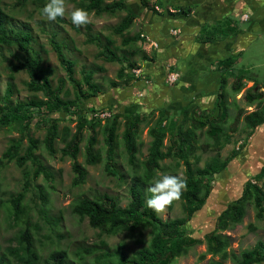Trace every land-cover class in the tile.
<instances>
[{"label": "rangeland", "instance_id": "rangeland-1", "mask_svg": "<svg viewBox=\"0 0 264 264\" xmlns=\"http://www.w3.org/2000/svg\"><path fill=\"white\" fill-rule=\"evenodd\" d=\"M1 1L2 9L7 14L8 27L29 31L33 38L31 46L39 52L42 58V66L54 69V73L50 77L52 86L58 85L59 78L65 79L63 93H61L63 99H74L75 91L72 83L67 79L65 71L59 65L55 51L50 46L51 35H54L56 41L61 44L66 57L74 61V79L80 80L82 71L93 70V81L99 85L101 92L96 96L84 99V101H77H83L88 119L80 143V152L77 156V162L87 171L85 181L82 184H73L75 176L72 170L73 161L69 157H62L60 153V148L64 145L63 138L67 135L65 133L66 128L68 134H71L75 130V122L68 118L57 121L58 135L54 141L56 150L54 154H49L42 142L35 151L39 160L50 173V178L45 177L42 173L35 177V166L29 161L20 167L14 160L6 162V159L1 158L2 153L12 143L13 139H22L19 154L24 152L27 141L25 137L21 138L23 130L19 121L14 122L11 126L6 124L0 126V159L3 161L0 164V257L4 259V264H25L20 257L29 259L32 264H45L53 251H62L65 253L66 264H100L95 261V256L105 250L113 251L121 247L125 254L130 255L136 248L147 243L150 238V228H136L132 231L123 230L116 234H106L91 227L87 218L80 219L72 211V202L79 196H93L104 192L118 197L120 205L125 206L129 200L128 185L131 176L135 172L143 176V160L147 155L151 140L148 129L154 124L159 113L154 111L151 116L145 117L139 122L138 152L136 154V167H134L137 171L128 162L122 138L126 116L121 113L117 117L116 137L114 138L115 154L111 159L116 174H110L105 166L108 161L105 157L104 126L111 115L121 111V106L124 103L116 98L129 96V101L136 100V96H131L130 90L127 91V88L144 83L141 93L145 94L150 91L156 94V99H158L159 92L163 91L164 85H169L172 89L173 99L165 102V107L169 110V115L175 117L178 115L179 107L186 100L195 99L201 110L211 107L216 99V92L213 93L215 89L209 87L211 86L209 81H213V84L217 86L222 76L218 74L221 72L211 71L212 67L207 63L200 71L195 70V73L202 78L195 77V80H204V83L194 80L187 86L184 77L189 72L186 69L182 71L181 77L177 81L169 82L165 77L168 67L164 68L165 65H162L161 59L165 60L168 58L167 56L173 53L169 47L166 51V46H164L163 51L161 50V56H158L154 44L152 45L146 36H142V34L149 35V28L144 24L142 16L144 8L147 7L139 5L138 0H122V8L117 9L113 14L88 12L90 22L82 27L72 24L71 11L75 8L83 9L81 6L87 3V0H66L67 11L65 15L55 20H49L44 16L37 2L33 0H28L24 5H18L16 0ZM113 1L118 0H104V3ZM148 1V7H153L157 2L163 4L162 0ZM129 8L134 9L138 16L123 35H138L140 39L136 43L123 45L121 35H115L112 29ZM236 22L240 28L245 29V34L240 37L237 45L234 44V49H238L236 54H241L234 63V71H243L254 80L263 82L264 26L260 22V17L256 21L251 18L245 21L236 18ZM219 26L227 27L225 24ZM214 28H207L206 31ZM168 33L167 36L166 34L163 35L165 39L172 37L174 39L172 44L179 42L178 32L175 35L170 31ZM90 38L93 40L90 41ZM108 39L112 40L110 47L119 56L131 49L137 52L133 57L136 61L135 67L128 70L132 72L135 69L133 73L137 75V80L125 82L124 79H119L117 73L124 62L109 61L100 54L103 50V44L107 43ZM212 48L211 46L210 49ZM213 50H215L214 54H218L217 51H220L218 49ZM14 51L18 52L14 46L0 45V97H4L8 92L7 86L10 85L9 102L11 104L29 99H45L42 92H34L26 87V82L29 80L26 70L10 71L7 62L9 60L15 61L12 55ZM165 52L166 54H164ZM212 53L213 51H210V54ZM153 54L154 57H152ZM143 55L148 58H144ZM174 55L177 57L176 61L179 65L185 61V56L192 61L186 47ZM189 69L192 70L193 66L190 65ZM137 71L139 72L137 73ZM162 78L163 84L158 83V80ZM233 80V77H228L225 82L228 122L224 124V130L230 135L229 141L225 143L224 135H220L222 144L218 149H215L213 138L206 131V128L196 130V135L190 137L196 147L194 154L190 157L193 166L203 167L206 161L212 157H217L220 160L229 159L227 167L212 176L211 190L207 196L205 207L190 225V228L198 236H201L200 238H203V233L215 224L217 215L225 208L224 205L227 204L228 200L232 198V195L227 199L224 198L230 185L240 191V184L249 179L264 192V175L261 178L257 177L258 171L264 165V124L251 134V128L243 120L245 114L256 108V103L250 104L248 98L244 96L245 89L250 87L253 81H245V86L238 93H233L231 90ZM112 81H116L120 87L131 86L123 89H111L114 87ZM260 86L261 84L258 85V87ZM260 90H264V88H260ZM2 104L3 102L0 101V106ZM262 104H264V96ZM171 117L165 121L167 124L171 121ZM91 118L98 119L99 123L93 126ZM45 124L44 120L40 122L34 120L27 129L28 134L41 141L46 130ZM191 126V122H187L185 125L188 128ZM90 133L95 135L94 149L101 156V160L94 164H89L85 160L84 147ZM68 137L69 135H67ZM169 138L167 134L163 148L169 144ZM205 145L211 147L205 149ZM184 169L180 159L166 158L161 161V168L157 169L146 182V188L150 187L162 175L184 177ZM25 173H27V177L24 176ZM25 180L28 183L27 188ZM239 191L235 193V196L239 194ZM19 192L24 193L21 200L23 211L17 218L11 198ZM158 215L162 219L184 216L181 199L169 206L164 213H158ZM25 228H29L32 249L36 253V257L27 253L25 241L20 237ZM220 232L229 238L227 250L238 255L241 251L252 248L258 240L264 242V218L256 216L254 205L248 201L245 204V214L241 222ZM88 249L94 251L88 253ZM202 253L205 255L200 258ZM218 258V256H211L210 253H206V244L203 241L190 248L186 254L177 257L172 264H207L209 259ZM224 262L225 264H234L231 257L225 259Z\"/></svg>", "mask_w": 264, "mask_h": 264}, {"label": "trees", "instance_id": "trees-1", "mask_svg": "<svg viewBox=\"0 0 264 264\" xmlns=\"http://www.w3.org/2000/svg\"><path fill=\"white\" fill-rule=\"evenodd\" d=\"M28 0H16L18 5H24ZM37 2L42 11L44 5L48 2L44 0H33ZM142 7L155 10L153 7H148V0H138ZM2 1L0 0V45L14 46L18 52H12L15 61H8L7 64L10 71L17 72L26 70L29 80L26 82V87L31 91H40L44 94L45 99H29L19 101L15 104L9 102V89L4 97H0L3 104L0 106V126L6 124L11 126L14 122L19 121L23 133L21 138L25 137L27 144L22 154H19L22 139H13L12 143L2 153L1 158L6 159V162L14 160L20 167L27 161L35 166L34 176L42 173L45 177L50 178L46 166L39 160L35 151L39 148L40 142L49 154L55 153L54 141L58 135L57 121L68 118L75 122V130L63 138L64 145L60 148L62 157L72 159V170L74 172L73 184L79 185L85 181L87 171L77 162V156L80 152V143L83 138L84 129L87 127V110H84V99L96 96L101 92L99 85L93 81V70L82 71L80 80L73 77L74 61L66 57L61 44H59L54 35H51L49 43L51 48L56 53V58L59 65L65 71L67 79L72 83L75 97L74 99H63L64 78L58 79V85L53 87L50 77L54 73L52 67H43L42 58L36 50L31 46L33 40L29 31L20 28L8 27L7 14L2 9ZM122 0L104 3V0H87V3L81 7L88 12L93 11L96 14L102 12L115 13L117 9H121ZM179 13L186 14L190 9L187 6H179ZM138 16L134 9L129 8L122 19L113 27L112 31L115 35H121V43L128 45L136 43L140 38L138 35L124 36L123 33L130 27L133 20ZM60 19V17H57ZM234 31L238 29L234 24ZM233 28H214L209 29L206 34L198 36L199 43L214 42L217 37L226 36ZM98 38V37H97ZM90 41L93 39L90 38ZM112 40L108 39L107 43L103 44L100 54L104 55L109 61H118L121 64L117 76L119 79H124L125 82L137 80L138 77L133 72L128 70L135 67L136 61L135 50L131 49L121 56L110 47ZM241 54L227 55L220 59H215L210 63V66L217 71H221L220 82L215 89L216 99L214 104L207 109H199L200 105L195 99L186 100L179 107L178 115L171 117L169 110L165 107V102L173 99L169 85H164L162 92H159L158 99L156 94L148 91L141 94L144 83H139L136 87H122L116 81H112L114 88L130 90L129 94L136 100L129 101V96H121L117 100L123 102L121 111L114 113L107 119L104 126L105 137L104 143L105 157L107 164L106 169L110 174H116L113 169L111 159L114 156V138L116 137L117 117L123 113L126 116V122L122 133L124 147L127 153L128 162L136 167V154L138 152V126L139 122L148 116H151L154 111L159 113L154 124L149 127L148 134L151 137L147 155L143 160V176L136 172L131 176L128 185L129 200L125 206L120 205L118 197L109 193H99L93 196H79L72 202V211L78 215L80 219L87 218L88 224L91 227L97 228L106 234H116L123 230L132 231L136 228H150V238L146 244H142L136 248L130 255L125 254L121 247L113 251L105 250L95 256V261L100 264H172L179 256L186 254L190 248L203 241L206 244V253L211 256H218V259H209L207 264H225L224 260L231 257L234 264H264V242L258 240L250 249L241 251L238 255L232 251H228L229 238L224 235L222 230L240 223L245 214V204L251 201L256 209V216L264 218V192L256 184L249 179L243 183V187L239 196L231 200L224 209H222L215 219V224L203 233V238L198 236L195 231L190 228V225L198 218V213L202 212L205 207L207 196L211 190L212 176L224 170L229 159L220 160L217 157H212L207 160L203 167L193 166L190 157L195 152V146L190 137L196 135V130L206 128L213 138V146L218 149L221 146L220 135H224V141H229L230 135L224 130V124L228 122V112L226 105L225 82L228 77H233L231 90L233 93H238L244 86L245 80H252L253 84L245 89L244 96L248 98L250 104L256 103V108L243 116L245 124L251 128L250 133L253 134L261 125L264 124V104L262 99L264 96V81L258 82L247 76L243 71L235 72L233 69L234 63ZM155 55L153 54L152 57ZM144 58H148L143 55ZM161 63L167 71L176 70V65L167 66L161 59ZM163 84V78L158 80ZM258 87V85H260ZM166 93V94H164ZM128 94V95H129ZM166 95V96H163ZM130 96V97H131ZM115 98V97H114ZM82 102H77L81 101ZM82 105V106H81ZM86 108V107H85ZM171 117V121L167 124L165 121ZM36 120L40 122L44 120L45 134L40 141L37 138L30 136L27 132L29 125ZM187 122H191L190 128L185 127ZM93 126L99 123L98 119L91 118ZM169 135V144L164 147V139ZM96 138L93 133H90L84 147L85 160L89 164H94L101 160L100 153L94 149ZM205 149L211 147L205 145ZM166 158L180 159L184 166V179L187 181V188L181 196L182 208L184 216L162 219L158 213H155L147 207L146 200L151 197V193L147 191L146 182L154 175L157 169L161 168V161ZM198 160V157H196ZM3 161L0 159V164ZM135 171H137L134 168ZM264 175V165L261 166L257 173V177L261 178ZM27 177V173L24 174ZM26 181V180H25ZM28 187L27 181L25 182ZM25 189V188H24ZM146 191V192H145ZM24 193L19 192L11 198L15 217L19 218V214L23 211L21 200ZM20 237L25 241V248L28 254L36 257V253L32 249V239L29 228H25ZM94 250L88 249L87 252ZM205 253L200 255L203 258ZM25 264H32L29 259L20 257ZM0 264H4V259L0 257ZM45 264H66L65 253L62 251H53Z\"/></svg>", "mask_w": 264, "mask_h": 264}, {"label": "crops", "instance_id": "crops-1", "mask_svg": "<svg viewBox=\"0 0 264 264\" xmlns=\"http://www.w3.org/2000/svg\"><path fill=\"white\" fill-rule=\"evenodd\" d=\"M162 2L163 4L156 3L155 10L149 8L143 10L144 24L149 28L147 38L152 45L154 44L158 56H161L164 46H166V51L170 48L173 54L165 59L166 65L175 64L180 73L184 69L188 70L189 74L184 77L187 86L191 81L194 82L195 77L202 79L195 73V70L200 71L207 63L210 65L215 59L236 55L238 49H234V44L237 45L240 37L245 34V29L238 26L236 18L242 21L251 18L256 21L260 17V22L264 26V0H162ZM179 6H187L190 9L186 14H180ZM224 24L230 29L236 24L238 29L234 31L233 28L226 36L218 37L214 42H198L197 37L206 34L207 28L222 29L223 27L219 25ZM169 31L178 32L179 42L172 44L174 40L172 37L166 39L163 37L165 34L167 36ZM210 45L213 47L212 49H210ZM185 47L194 63L185 56V61L179 65L174 54L180 53ZM213 49L220 51H217L218 54H214L215 50ZM210 51L213 53L210 54ZM219 53L221 56L218 57ZM190 65L193 66L192 70L189 69ZM211 71L216 72L217 70ZM218 73L220 72L218 71ZM209 82L211 83L210 88L217 89L218 85L213 84V81ZM199 83H204V80Z\"/></svg>", "mask_w": 264, "mask_h": 264}, {"label": "clouds", "instance_id": "clouds-1", "mask_svg": "<svg viewBox=\"0 0 264 264\" xmlns=\"http://www.w3.org/2000/svg\"><path fill=\"white\" fill-rule=\"evenodd\" d=\"M155 5H154V9H155ZM66 11H67L66 0H48V2L42 8V14L46 16L49 20H55L57 17H63ZM71 22L73 25L77 27H82L87 25L90 22L88 11L82 8H75L73 11H71ZM174 32L172 33L175 34ZM142 36L147 37V35L145 34H142ZM163 61L165 62V60ZM134 70L135 69H133L132 72H134ZM211 70L214 69L212 68ZM138 72L139 71H137V73ZM166 73H167L165 76L166 78L171 73L176 75L175 79L172 82L177 81L179 77H181V73L177 71V69L172 70L170 72L168 71ZM245 81H249V80H245ZM186 188H187L186 179L174 175H162L160 178L156 179L155 182L147 189V191L151 193V197L146 200L147 207L152 211H154L155 213H164L169 206H171L174 202H177L181 199V196L183 195V192L186 190ZM239 194L237 196H239ZM237 196L234 195L233 198L228 200L227 204ZM227 204H225L224 206H226Z\"/></svg>", "mask_w": 264, "mask_h": 264}, {"label": "flooded vegetation", "instance_id": "flooded-vegetation-1", "mask_svg": "<svg viewBox=\"0 0 264 264\" xmlns=\"http://www.w3.org/2000/svg\"><path fill=\"white\" fill-rule=\"evenodd\" d=\"M236 187H238V186L236 185ZM242 187H243V184H240V189H242ZM228 191H229V192H228ZM228 191L225 192V196H224L225 199L229 198L230 195H232V198H233L234 195H235V193H236L237 191H239V189H236L235 187H233V186L230 185ZM239 192H240V191H239ZM231 193H232V194H231Z\"/></svg>", "mask_w": 264, "mask_h": 264}, {"label": "built area", "instance_id": "built-area-1", "mask_svg": "<svg viewBox=\"0 0 264 264\" xmlns=\"http://www.w3.org/2000/svg\"><path fill=\"white\" fill-rule=\"evenodd\" d=\"M175 76H176L175 74L171 73V74L168 75L167 80L169 82H172L175 79Z\"/></svg>", "mask_w": 264, "mask_h": 264}]
</instances>
